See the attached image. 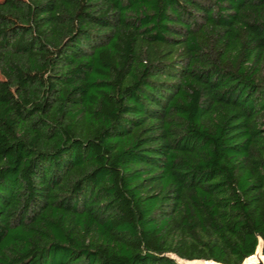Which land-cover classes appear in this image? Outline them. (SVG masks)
Wrapping results in <instances>:
<instances>
[{
    "label": "trees",
    "instance_id": "1",
    "mask_svg": "<svg viewBox=\"0 0 264 264\" xmlns=\"http://www.w3.org/2000/svg\"><path fill=\"white\" fill-rule=\"evenodd\" d=\"M260 241L264 0H0V264Z\"/></svg>",
    "mask_w": 264,
    "mask_h": 264
},
{
    "label": "water",
    "instance_id": "2",
    "mask_svg": "<svg viewBox=\"0 0 264 264\" xmlns=\"http://www.w3.org/2000/svg\"><path fill=\"white\" fill-rule=\"evenodd\" d=\"M170 256L180 264H224L213 260H185L175 255ZM241 264H264V244L262 241H260L256 252L253 255L247 257Z\"/></svg>",
    "mask_w": 264,
    "mask_h": 264
}]
</instances>
